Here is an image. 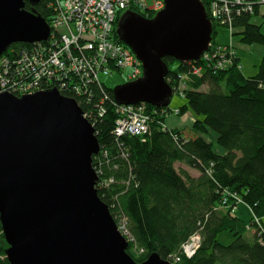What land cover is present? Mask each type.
I'll use <instances>...</instances> for the list:
<instances>
[{
    "label": "trees",
    "instance_id": "16d2710c",
    "mask_svg": "<svg viewBox=\"0 0 264 264\" xmlns=\"http://www.w3.org/2000/svg\"><path fill=\"white\" fill-rule=\"evenodd\" d=\"M50 1L41 0L35 6L25 1V9L50 24L54 15ZM130 11L147 18L154 16ZM258 15V7L252 14L234 15L232 28L212 22L211 43L220 45L214 43L213 36L215 27L221 26L230 36H238L242 44L264 46V15L257 23L252 22ZM229 45L235 62L228 68H215L217 56L213 54L207 61L201 58L190 65L163 58L168 67L166 81L173 91L178 78L184 77L182 96L186 103L179 107V114L190 111L197 117L187 130L163 128L171 110L145 104L149 132L142 137L117 138L113 132L117 116L112 89L93 85L82 94L60 93L75 99L82 112L92 113L88 122L100 147L92 157L97 195L116 224L123 219L130 243L126 252L136 263L157 254L171 264H264V57L257 73L246 77L232 42L220 46ZM30 48L15 43L3 54L10 61L8 88L22 80L14 63ZM175 62L176 70H170ZM193 67L201 68L199 76H192ZM25 79L31 81L28 76ZM203 86L207 91L201 90ZM102 107L106 112L99 118L96 113ZM214 144L223 149L222 153L214 151ZM177 163L199 176L177 170ZM102 182L107 186H100ZM241 207L248 211V220L239 216ZM223 232L233 237L228 245L217 240ZM195 235L200 245L188 259L182 254V246ZM7 248L0 225V264H9Z\"/></svg>",
    "mask_w": 264,
    "mask_h": 264
},
{
    "label": "water",
    "instance_id": "95a60500",
    "mask_svg": "<svg viewBox=\"0 0 264 264\" xmlns=\"http://www.w3.org/2000/svg\"><path fill=\"white\" fill-rule=\"evenodd\" d=\"M41 0H0V56L15 43L46 41L48 23L25 9ZM116 33L142 64V76L112 89L117 104L167 107L172 90L163 58L195 61L212 24L198 0H164L152 18L124 12ZM100 151L73 98L56 89L0 93V225L9 264H171L151 254L136 263L96 190Z\"/></svg>",
    "mask_w": 264,
    "mask_h": 264
},
{
    "label": "built area",
    "instance_id": "2783aa9c",
    "mask_svg": "<svg viewBox=\"0 0 264 264\" xmlns=\"http://www.w3.org/2000/svg\"><path fill=\"white\" fill-rule=\"evenodd\" d=\"M51 0L49 7L54 11L50 34L46 41L28 44L31 48L15 62L16 72L22 78L14 84L20 88H8L7 75L10 61L0 57V93L16 97L31 95L40 91L56 89L59 93L72 91L78 94L88 92L93 85L104 89L98 74L109 75L112 71L129 70L126 82L141 77L140 61L132 51L116 39V26L120 14L131 8L142 14L157 13L164 8V0ZM205 8L208 19L213 23L232 28L231 19L241 13H253L264 5V0H199ZM137 13V12H136ZM210 54L217 56V69L228 68L235 62V52L229 46L209 44L208 50L199 59L208 60ZM189 65L192 61L186 62ZM25 71V72H21ZM201 68L193 67L192 76H199ZM22 75V76H21ZM28 76L29 79H25ZM184 77L178 78L177 88L183 94ZM47 87L48 89H44ZM114 105L116 120L114 134L121 137H142L149 132L150 116L141 105ZM101 108V107H100ZM106 108L96 113L102 117ZM91 112H82L83 117L92 121ZM93 123V122H92ZM94 124V123H93ZM92 126V124H91ZM163 128H166L163 125ZM100 186H107L102 182ZM240 203L239 200L236 205ZM118 221V231L129 242L125 225ZM200 245L198 236H192L182 246V254L190 259ZM178 260V259H175Z\"/></svg>",
    "mask_w": 264,
    "mask_h": 264
},
{
    "label": "rangeland",
    "instance_id": "374dc122",
    "mask_svg": "<svg viewBox=\"0 0 264 264\" xmlns=\"http://www.w3.org/2000/svg\"><path fill=\"white\" fill-rule=\"evenodd\" d=\"M147 3L149 7L152 6L151 0H148ZM258 9H259V15L254 17L252 19V22L257 23L258 20L260 19L259 16L264 15V5L259 6ZM213 37H214L213 38L214 43L216 44L228 45L229 41L232 42L233 46L238 51L241 72L244 76L246 77L253 76L257 73L260 61L264 57V46L258 45V44H252V45L242 44L239 42L238 36L236 35H234L233 37L230 36L229 31L226 28L221 27V26L215 27V34ZM169 67H170V70H176L177 62L171 63ZM128 73H129V70H121V72L112 71L109 75H103L102 73H99L98 79L100 83H102L106 88L113 89L114 87L126 82V76L128 75ZM201 90L207 91L205 86H203ZM222 90H224L223 87H222ZM176 92L174 95H172L170 99V103L168 105V109H170L172 113H170L166 117L165 122L167 123V126L171 128L173 127L172 122H176V123L179 122L181 123V125H184V122L186 121V119L189 118L190 122L186 126V127H189L191 123L193 122L194 118H197V117L190 111H185V113L182 115L179 114V107L183 106L186 103V100L182 95H180V91H176ZM191 116L193 117V119L191 118ZM213 149L218 154H219L218 150H221V153L223 150L217 144L213 145ZM179 166H180L179 164L175 165L177 170H180ZM238 214H240L239 216L243 220H248L250 218L248 211L244 207H241L239 209ZM217 240L219 241V243L223 245H228L232 242L233 237L230 233L223 232L219 234V236L217 237Z\"/></svg>",
    "mask_w": 264,
    "mask_h": 264
},
{
    "label": "crops",
    "instance_id": "0c3cea01",
    "mask_svg": "<svg viewBox=\"0 0 264 264\" xmlns=\"http://www.w3.org/2000/svg\"><path fill=\"white\" fill-rule=\"evenodd\" d=\"M239 59V57H238ZM190 117V116H189ZM191 118L193 119V117L191 116ZM196 118H194L193 122L195 121ZM190 120L189 118L186 119V121L184 122V125H181V123H176V122H172L173 123V127L169 128L167 126V123L165 124L167 126V128L169 129H173V130H187L191 127V125L193 124V122L191 123V125L189 127H186L189 124ZM211 139H213V136L210 137ZM219 153H221V150H218ZM179 164V163H177ZM176 165V164H175ZM179 168L183 169L184 171H186L191 177L197 178L199 176V173L183 164H179Z\"/></svg>",
    "mask_w": 264,
    "mask_h": 264
},
{
    "label": "bare ground",
    "instance_id": "6f19581e",
    "mask_svg": "<svg viewBox=\"0 0 264 264\" xmlns=\"http://www.w3.org/2000/svg\"><path fill=\"white\" fill-rule=\"evenodd\" d=\"M131 10L136 11V9H134V8H131ZM130 12H131V11H130ZM211 45H213V44L211 43Z\"/></svg>",
    "mask_w": 264,
    "mask_h": 264
}]
</instances>
